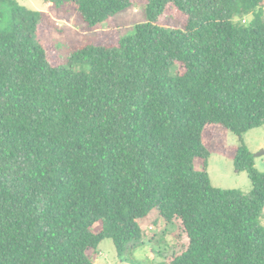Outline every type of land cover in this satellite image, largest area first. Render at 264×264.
<instances>
[{
	"label": "trees",
	"instance_id": "trees-1",
	"mask_svg": "<svg viewBox=\"0 0 264 264\" xmlns=\"http://www.w3.org/2000/svg\"><path fill=\"white\" fill-rule=\"evenodd\" d=\"M47 1L90 29L147 20L64 66L46 15L0 0V264H100L105 239L123 255L163 221L162 264H264V170L242 140L264 125V0ZM221 126L249 193L211 182Z\"/></svg>",
	"mask_w": 264,
	"mask_h": 264
},
{
	"label": "rangeland",
	"instance_id": "rangeland-1",
	"mask_svg": "<svg viewBox=\"0 0 264 264\" xmlns=\"http://www.w3.org/2000/svg\"><path fill=\"white\" fill-rule=\"evenodd\" d=\"M21 4L42 11L46 20L53 25L52 40L59 60L67 66L69 54L79 45L94 42L98 45L110 44L113 41L114 30L122 35H131L136 24L147 20L146 8L131 7L116 14L112 24L105 23L99 28L90 29L78 16L72 2H66L65 7H56L47 0H18ZM136 9V10H135ZM247 18H244L246 20ZM87 70L88 66L84 65ZM220 126V125H219ZM256 159V165L264 170V154L259 155L264 148V125L253 128L242 135ZM241 137L221 126L216 129L209 144L211 157L209 159L208 173L214 186L225 189H240L249 193L253 189L248 172L235 170L233 152L240 145ZM196 167L202 165L198 162ZM264 225V217L261 219ZM147 231L142 242L127 247L120 255L112 239H105L100 245V254L97 262L100 264H162L163 257L160 251L169 249L176 242V225L166 224L159 226H145ZM99 231V226H94Z\"/></svg>",
	"mask_w": 264,
	"mask_h": 264
},
{
	"label": "water",
	"instance_id": "water-1",
	"mask_svg": "<svg viewBox=\"0 0 264 264\" xmlns=\"http://www.w3.org/2000/svg\"><path fill=\"white\" fill-rule=\"evenodd\" d=\"M261 154H264V148L262 149V152L259 155H261Z\"/></svg>",
	"mask_w": 264,
	"mask_h": 264
},
{
	"label": "crops",
	"instance_id": "crops-1",
	"mask_svg": "<svg viewBox=\"0 0 264 264\" xmlns=\"http://www.w3.org/2000/svg\"><path fill=\"white\" fill-rule=\"evenodd\" d=\"M136 10V9H135Z\"/></svg>",
	"mask_w": 264,
	"mask_h": 264
}]
</instances>
